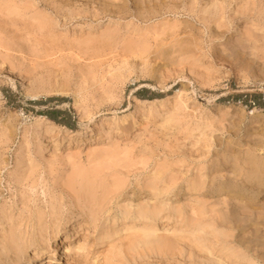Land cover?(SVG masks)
Here are the masks:
<instances>
[{
	"label": "rangeland",
	"instance_id": "374dc122",
	"mask_svg": "<svg viewBox=\"0 0 264 264\" xmlns=\"http://www.w3.org/2000/svg\"><path fill=\"white\" fill-rule=\"evenodd\" d=\"M261 140L264 0H0V238L87 215L8 264H264Z\"/></svg>",
	"mask_w": 264,
	"mask_h": 264
},
{
	"label": "bare ground",
	"instance_id": "6f19581e",
	"mask_svg": "<svg viewBox=\"0 0 264 264\" xmlns=\"http://www.w3.org/2000/svg\"><path fill=\"white\" fill-rule=\"evenodd\" d=\"M130 114H132V112H130ZM109 122L114 123L115 120L114 121L112 120ZM53 127L54 126L49 125L47 127V130L48 128H53ZM55 127H59V126L55 125ZM135 127H136V124L132 123L129 125L127 129H134ZM95 129H97V126H92L89 124L83 128L78 129L76 133H73V131H70L68 128H66L65 130L66 132H68V135L70 136H75V135L80 136V135H84L85 133H89ZM47 143H49V141L45 140L43 145H46ZM261 147L264 148V141L261 143ZM255 152L256 151H252L251 148L250 150L249 148L245 150L244 169L248 168V171L258 170L253 165H250V167H248V164H246L248 163V161H251V163L256 164V165L259 164L264 167V157L259 158L258 155H256L257 153L255 154ZM236 158H238V156ZM262 193H264V187L262 188ZM252 199L253 200L258 199V194L253 195ZM111 216H112L111 220L112 219L114 220L113 222H111V220L107 221V219L103 220L104 224H106V231H112V230L118 229L119 223L121 222H132L133 223V222H144L145 221V224H146L148 220L147 213H139V214L129 213L126 216L119 215L118 213H114ZM85 219H87L86 214L83 216V218L78 217L74 219V221H72L71 223L68 220L62 219V220L53 222V225L51 228H47V229L41 228V229L33 230L32 232H29L25 235H14V236L0 238V248L3 249V254L7 253L5 257L0 258V264H8V262H12V261H16L20 259L18 256L11 255L12 252H20L21 250L28 251L33 248L32 249L33 252L37 253L38 246H41L43 249H47L48 247H51L54 244V241L57 240L59 234L63 231V229L65 230L67 229L66 232H68V234H72V233L75 234L76 231H78L79 229H81L83 226L86 225L84 222ZM132 223H130V225H132ZM155 223H156L155 221H152V226H151L152 229L156 228ZM3 226H5V223H2L1 227ZM167 226H169V224H167ZM74 230L76 231L73 232ZM71 237L72 235H68L67 240H70Z\"/></svg>",
	"mask_w": 264,
	"mask_h": 264
},
{
	"label": "trees",
	"instance_id": "16d2710c",
	"mask_svg": "<svg viewBox=\"0 0 264 264\" xmlns=\"http://www.w3.org/2000/svg\"><path fill=\"white\" fill-rule=\"evenodd\" d=\"M50 117H51L52 119H55V117H54L53 115H51V114H50Z\"/></svg>",
	"mask_w": 264,
	"mask_h": 264
}]
</instances>
